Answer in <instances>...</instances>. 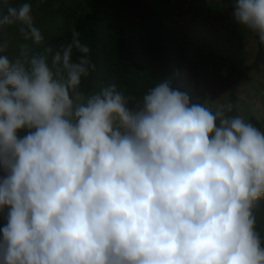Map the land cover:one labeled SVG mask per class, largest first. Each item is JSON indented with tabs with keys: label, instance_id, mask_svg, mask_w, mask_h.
Here are the masks:
<instances>
[{
	"label": "clouds",
	"instance_id": "1",
	"mask_svg": "<svg viewBox=\"0 0 264 264\" xmlns=\"http://www.w3.org/2000/svg\"><path fill=\"white\" fill-rule=\"evenodd\" d=\"M232 18L264 44V0H232ZM17 21L41 39L29 3L0 28ZM74 43L85 55L55 70L0 55V264H264V131L170 79L86 97Z\"/></svg>",
	"mask_w": 264,
	"mask_h": 264
},
{
	"label": "trees",
	"instance_id": "2",
	"mask_svg": "<svg viewBox=\"0 0 264 264\" xmlns=\"http://www.w3.org/2000/svg\"><path fill=\"white\" fill-rule=\"evenodd\" d=\"M24 3L31 5L32 26L41 39L37 41L19 21L0 28V55L10 52L7 57L13 63L20 60L27 68L31 58L44 55L53 66L57 53L63 55L67 49L70 61L79 62L85 54L74 43L78 39L89 48L86 58L94 65L81 80L79 90L86 97L115 85L140 101L159 81L170 79L173 88L204 105L198 66L145 0H0V15ZM227 115L238 116L233 109ZM254 214L256 231L264 241V199L257 202ZM5 223L0 218V227Z\"/></svg>",
	"mask_w": 264,
	"mask_h": 264
},
{
	"label": "crops",
	"instance_id": "3",
	"mask_svg": "<svg viewBox=\"0 0 264 264\" xmlns=\"http://www.w3.org/2000/svg\"><path fill=\"white\" fill-rule=\"evenodd\" d=\"M171 21L167 26L183 36L187 56L197 58L199 91L219 105H231L238 116L264 131V44L232 18V0H192L201 23L188 18L174 20L170 12L181 0H160ZM211 22L222 25L217 32ZM174 36V35H173ZM188 51H187V50ZM204 87V90L201 87ZM209 94V95H208Z\"/></svg>",
	"mask_w": 264,
	"mask_h": 264
},
{
	"label": "built area",
	"instance_id": "4",
	"mask_svg": "<svg viewBox=\"0 0 264 264\" xmlns=\"http://www.w3.org/2000/svg\"><path fill=\"white\" fill-rule=\"evenodd\" d=\"M170 17L174 20L188 18L193 24L202 22L193 8L192 0H181V2L171 10ZM210 27L217 32H222L224 30V27L216 22H211Z\"/></svg>",
	"mask_w": 264,
	"mask_h": 264
},
{
	"label": "rangeland",
	"instance_id": "5",
	"mask_svg": "<svg viewBox=\"0 0 264 264\" xmlns=\"http://www.w3.org/2000/svg\"><path fill=\"white\" fill-rule=\"evenodd\" d=\"M146 3L152 7V9L157 12L161 17H162V20L164 21V23L169 26L170 25V20L168 19V12L167 10L165 9V7L163 6V4L160 2V0H145ZM33 18V16H32ZM170 30L172 31L174 37L176 38V40L179 42V43H182L183 40V36L181 35V33H178L174 30V28H170ZM182 40V41H181ZM187 50V49H186ZM188 51V50H187ZM7 56H10V52L7 53ZM198 58V57H197ZM197 58H194L193 59V62L197 63L198 65L201 63L198 61ZM201 89L204 90V87L202 86ZM209 95V94H208ZM204 106L210 108L211 110L215 111L216 108L218 107V104L214 101V99L209 95V99L207 102L204 103Z\"/></svg>",
	"mask_w": 264,
	"mask_h": 264
}]
</instances>
